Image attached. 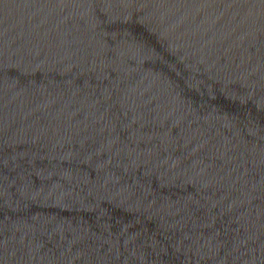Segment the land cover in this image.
Wrapping results in <instances>:
<instances>
[{
    "label": "water",
    "instance_id": "95a60500",
    "mask_svg": "<svg viewBox=\"0 0 264 264\" xmlns=\"http://www.w3.org/2000/svg\"><path fill=\"white\" fill-rule=\"evenodd\" d=\"M0 264H264V0H0Z\"/></svg>",
    "mask_w": 264,
    "mask_h": 264
}]
</instances>
